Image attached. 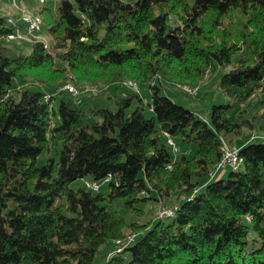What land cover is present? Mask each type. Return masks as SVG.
Returning a JSON list of instances; mask_svg holds the SVG:
<instances>
[{
	"label": "trees",
	"instance_id": "trees-1",
	"mask_svg": "<svg viewBox=\"0 0 264 264\" xmlns=\"http://www.w3.org/2000/svg\"><path fill=\"white\" fill-rule=\"evenodd\" d=\"M58 1L34 11L39 32L0 17V264H93L103 245V264H264V141L234 143L264 123V96L262 113L228 117L264 95V0ZM217 68L233 102L208 116L163 92L164 79L196 87ZM68 82L86 89L74 96ZM99 86L90 94L114 86L116 110L77 101ZM166 132L194 143V155L176 154ZM227 138L241 166L214 171ZM50 146L57 157L37 165ZM173 195L174 213L147 223L128 222L115 203L141 214L137 204Z\"/></svg>",
	"mask_w": 264,
	"mask_h": 264
},
{
	"label": "rangeland",
	"instance_id": "rangeland-1",
	"mask_svg": "<svg viewBox=\"0 0 264 264\" xmlns=\"http://www.w3.org/2000/svg\"><path fill=\"white\" fill-rule=\"evenodd\" d=\"M58 4H59L58 0H45V2H42L40 0H0V17H5V16H9V15H12L14 17H17L19 15V17H21V13L23 10H27L29 12H34V11L38 12L44 6H50L52 9H55ZM42 36L46 37L47 35L45 33ZM21 37L22 36H17L14 39H18V38L20 39ZM24 40L29 41V38H25ZM26 52H29V48H27ZM224 71L225 70H223L221 68H217V70H215L211 73L209 72L207 74L206 79L202 83H200L199 85L196 86L199 89V93L196 96L191 95V94L197 93L196 87H193L196 89V93H191V94L189 93L188 94V93L183 91V89L181 87L182 84L179 81L172 80V79L162 80L163 92L165 94H167L168 96H170L174 101L178 102L179 104H182V105L194 110L198 116H200V117L208 116L214 104L233 102V100L229 96H227L223 92V90L218 86V82L220 79V73H222ZM132 82L136 83L134 81H132ZM28 83L30 84V82H28ZM68 83H73V82H68ZM67 84H65L63 86V88L67 89V87H66ZM75 85L80 89V91H78V95L84 89H86V87H85L82 90L81 85H78V84H75ZM186 85L190 86L191 84H186ZM40 86H39V88H42V85H40ZM192 86H194V85H192ZM91 87L94 88V86H91ZM101 87L102 86L96 87L95 91H90V90L85 91L83 94H81L82 96H79L77 98V101L78 102L80 101V103H81L83 99H86L85 100L86 102H88L90 99H95L94 102L96 104H98L100 106H104V107H109L113 110H116L118 108L117 102L115 101L114 98H111L108 96L109 91L114 86H112V88H109V91H106V92L104 91L103 94H101V96L100 95L94 96V94H90L91 92L98 93L100 91ZM141 90H142V98L144 99L145 106H146V103L151 100V95L148 92H146L147 90H146L145 86L143 88H141ZM263 96L264 95L262 92L255 93L246 102H242L240 104L236 103V105L234 104V106L230 109V111L228 113V117L232 120H235V121L239 120V117H238L239 111H241L243 108H246V110L248 111V112H243L245 118H249L255 114L262 113L263 109L259 105V99L263 98ZM137 104H138L137 101H134L132 103V105L128 108V112H131ZM261 109H262V111H261ZM145 113L147 116H151L153 114L152 111L148 107L145 109ZM91 117L95 118L96 120H101L100 117H94V116H91ZM260 123L264 124L263 120L260 121ZM260 123L256 124V126L254 127L253 130L249 129L248 127H244L242 134L240 136L236 137L235 141L242 144V143L246 142V140L249 136L254 134V135H257L256 138L251 139L250 141L263 142L264 138H262V136H264V130L261 129ZM243 137H246V138H243ZM226 140H227L226 142L228 143V138ZM175 143L177 146L176 154L186 153L190 157L194 155L195 150H196V146L194 143H184V142H179V141H176ZM59 150H60V148L58 147V152H59ZM56 152H57V150L53 146H50L49 149L46 148L39 155V157L37 159V165H43L49 157L54 156V155L56 156L57 155ZM230 170H231L230 168H227L228 172ZM228 172L225 174V176H227ZM86 179L89 180V178H86ZM83 183H84V179H77L76 181H74L71 184V187L75 188V187L82 185ZM101 187H102L101 189L104 192H107L108 189L106 188L105 183L102 184ZM115 203H116V206H117L119 212L125 217V219L128 222L138 221L140 223H147V221H150V220H154V221L159 220V218L156 217L158 209L162 206L169 207V208L174 207L177 204V200H176V195H173L169 199H166L165 202H162L161 204H160V202L153 204V202H151V201L139 203L136 205V207L144 209V212L141 214H137L130 207L123 204L122 200L119 198H117L115 200ZM163 220H164V222L167 223V222H170L171 219L170 218H164ZM131 235L132 234H129L127 238H131L130 237ZM106 250H107L106 245H103L100 248V251L97 253L93 264H103L104 259L102 257V254H104L106 252Z\"/></svg>",
	"mask_w": 264,
	"mask_h": 264
},
{
	"label": "bare ground",
	"instance_id": "bare-ground-1",
	"mask_svg": "<svg viewBox=\"0 0 264 264\" xmlns=\"http://www.w3.org/2000/svg\"><path fill=\"white\" fill-rule=\"evenodd\" d=\"M40 1H44V0H40ZM24 17H29V18H35V24L32 25V27H30L29 24H27L25 21H24ZM19 20V19H18ZM20 20L25 24V27L24 29L25 32L27 31L28 33H33L35 31H38L41 29L42 25L43 24V18L42 16L40 15V13H36V12H29L27 10H23L22 13H21V17H20ZM9 21H12V23L14 22L15 24V21L17 22V19H14L12 17H9ZM21 22V23H22ZM15 26V25H14ZM17 26V25H16ZM20 29V28H19ZM16 30V29H15ZM14 30V31H15ZM21 30L22 28L19 30H16L15 32H10V34L8 35V38L9 39H14L16 38L17 36H22V33H21ZM23 31V30H22ZM26 32V33H27ZM25 33V34H26ZM6 36V35H5ZM7 37V36H6ZM128 85L130 87H134L136 88V86L133 84L132 81H128L127 82ZM182 84V83H181ZM68 86L70 87H75V88H78L74 83H68L66 85L67 89H68ZM181 87L186 90L187 92L189 93H196V89H192L193 87L192 86H189V85H186V84H182ZM166 135H167V142L171 145L172 149L176 152V144L174 142V140L171 139L170 135L166 132ZM225 140V139H224ZM225 145H229L226 141L223 142L222 144V151H223V154H222V158L220 159V161L216 164V166L218 164H223L226 160V152L224 151V148H225ZM242 160H243V157L240 155L239 153V147L236 146L235 148V151H234V156L232 157V167L237 168L239 166H241L240 164L242 163ZM92 189H98V188H92ZM176 207H172L170 211H162L160 212V217H164V216H167V215H171L174 213Z\"/></svg>",
	"mask_w": 264,
	"mask_h": 264
},
{
	"label": "built area",
	"instance_id": "built-area-1",
	"mask_svg": "<svg viewBox=\"0 0 264 264\" xmlns=\"http://www.w3.org/2000/svg\"><path fill=\"white\" fill-rule=\"evenodd\" d=\"M24 21L27 24H29L30 27H32V25L35 24V18L24 17ZM133 84H135L136 89H137L138 88L137 83H133ZM192 89H195V88H192ZM68 90L74 96H77L78 95V91H80L79 88L70 87V86H68ZM235 148H236V145H225L224 151L226 152V160H225V162L223 164H218L215 167V170L214 171H218V170L223 169V168L228 167V166H231L232 167V157L234 156ZM176 151H177V146H176ZM85 183H86V185L88 187H91V188H99L100 187V184H101L100 182H93V181H89V180H85ZM171 208L172 207L169 208V207H165V206L160 207L158 209V211H157V216L160 217V212H162V211H170Z\"/></svg>",
	"mask_w": 264,
	"mask_h": 264
},
{
	"label": "crops",
	"instance_id": "crops-1",
	"mask_svg": "<svg viewBox=\"0 0 264 264\" xmlns=\"http://www.w3.org/2000/svg\"><path fill=\"white\" fill-rule=\"evenodd\" d=\"M8 17H14V16H12V15H9ZM235 144H237V145H240L238 142H234ZM225 173V172H224Z\"/></svg>",
	"mask_w": 264,
	"mask_h": 264
}]
</instances>
